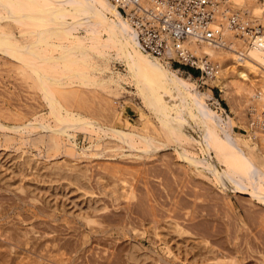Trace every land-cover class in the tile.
I'll list each match as a JSON object with an SVG mask.
<instances>
[{"label":"rangeland","instance_id":"obj_1","mask_svg":"<svg viewBox=\"0 0 264 264\" xmlns=\"http://www.w3.org/2000/svg\"><path fill=\"white\" fill-rule=\"evenodd\" d=\"M263 3L264 0H249L242 7V11H246L245 16L252 15L260 21L262 19L261 23L264 24V19L255 15L251 8L253 6L251 4L262 5ZM234 8L236 9V5ZM79 33L85 34L83 30ZM111 53L115 54L114 51ZM0 57V96H5L6 100L4 102L3 97L0 98L3 99L0 101V124L13 127L37 119L48 122L52 126L58 125V121L54 122L56 117L53 118L52 115L51 118L49 114L51 109L47 107L48 101L42 98L43 92L37 88L28 67L22 65L20 73L16 72L20 75L17 77L13 73L15 71L11 70L15 66L17 68L18 65L14 66L17 62L6 53H0ZM93 61L103 68H109L110 71L106 69L107 73L101 75L95 72L97 76L108 81L106 84L108 86L102 85V87L100 84L95 85L80 78L66 80L67 76L63 77L64 75L59 73L64 79L63 82L67 84L57 89L64 88L62 94L67 96V99L68 97L71 99L66 100L65 96L60 95L62 91L59 92L62 96V104L67 106V109H73L72 111H76L75 113H79L85 119L97 122L105 128L122 126L119 125L121 122L122 128L132 130L133 126H136L144 133L145 124L150 123L149 132L151 135L154 133L155 136H153L154 146L151 149L142 144L136 149H131L118 137H113L111 133L105 136L104 133L96 132V130L91 133L76 130L72 131L77 140L76 147L66 137H61L59 138L62 142L60 147L50 148L47 145L50 132L41 133L46 135L45 142H41L40 135L38 136L33 129H30L32 136L22 131L24 135L21 132L0 129V264H67V262L69 264H136L140 256L139 264H157L159 257L167 260L168 264H217L214 258L219 256L224 264H231L229 259L230 261L234 259L232 264H236L238 250L241 251L237 254L239 264H264V204L258 203L256 197L245 193H237L234 190L224 191L215 183L211 174L207 173L208 177H205L198 174L196 170H191L187 162L178 156L176 151L178 143L171 139L166 128L158 123L157 115L147 106V99L138 94L132 74L125 62L114 58H95ZM213 62L218 65L221 63L220 60ZM12 64L14 67L9 66ZM174 67L180 68L181 75L185 78H191L189 71H192L194 74L192 78L196 80L198 70L180 64ZM239 73L243 75L245 71L240 69ZM22 75L26 76L23 78L25 80L21 78ZM196 83L200 90L210 95L211 100L208 103L211 108L220 113L225 110V115L228 114L231 117L237 132L236 138L240 135L248 136V128L255 127L259 134L255 136L253 142L260 146L264 154V100L248 95H238L232 90H228L227 98H225L220 88L209 81L205 83L198 80ZM32 84L34 86H31ZM7 85L10 86L7 87ZM4 88L9 92H5ZM69 90L73 92V98L71 93L68 94ZM55 91L57 98L58 91ZM75 94L81 97L76 98ZM58 98L61 102L60 97ZM70 101L72 103H69ZM30 106H33V109ZM254 106L263 120L260 121L257 117L255 118V115L253 116L252 107ZM119 119L120 122H118ZM153 125L160 132L156 133L155 129L151 132ZM87 130L92 131V128ZM233 135L235 137V134ZM187 149L201 156L200 151L195 147L187 146ZM20 150L22 155L24 152L28 153L25 157L28 155L34 159L30 165H21L23 159L18 158ZM59 162L65 163V168L62 167L63 164L62 168L58 169ZM56 163L59 164L57 167H55ZM73 164L75 167L70 166ZM69 168L70 172L66 173ZM72 168L75 174L77 172L79 176H83V182L88 184L87 187L90 186L88 187L90 192L88 188L80 184L82 177L74 174V177H77L75 181L73 176H70L73 175L69 174L73 172ZM62 169H66L62 172L63 176ZM64 172L66 176L69 174L68 178H65ZM82 173L86 174L89 183ZM97 182L100 185H97ZM121 185H124V188ZM83 187L88 190L87 193ZM110 188H116V191L114 189L111 191ZM109 189L115 194L111 196ZM120 192L122 196L124 195L122 199L119 198ZM127 194H131L130 197ZM116 195L119 196V201L112 202ZM102 207L105 210H100ZM174 217L178 218L177 223L174 222L176 220L173 219ZM93 219L96 220L91 221L93 222L91 229L90 220ZM167 219L169 222L166 223ZM170 220L175 223L172 222V226L176 231L169 227ZM153 221L157 223L154 224ZM151 222L156 227L151 225ZM145 227L151 231L146 230ZM103 230L104 233L100 234ZM148 231L151 236L148 235ZM157 232H161V235ZM139 233L143 234L142 237ZM136 234L140 236L135 237ZM206 243L208 246L212 244L213 248L212 246L208 248ZM141 249H143L142 254ZM167 249H171V255H168ZM208 249H212L214 254ZM152 257L157 261H154ZM131 259L136 261L133 262Z\"/></svg>","mask_w":264,"mask_h":264},{"label":"bare ground","instance_id":"obj_2","mask_svg":"<svg viewBox=\"0 0 264 264\" xmlns=\"http://www.w3.org/2000/svg\"><path fill=\"white\" fill-rule=\"evenodd\" d=\"M248 1L249 0H228V3L221 2L219 6H217V4L214 5L213 2L212 9L215 11V13L213 15L212 20L208 22V28L209 31L214 34V41H209V42L206 41L207 43H205L203 46H197L195 45L194 42H190V40L183 42L181 41L178 43V47H176V45H173L171 43L169 45V48H170V53L175 58H176L175 49H179L180 51L183 52V54L189 51L192 54H196L197 56H199L198 67L202 68L203 73H205L201 75L202 77L201 79L205 83L209 81L213 85L218 86L220 88V91L223 94H225L224 95L225 98H227L226 96L228 94V90H232L238 95H248L263 101L264 100V24L261 23L262 21L261 17L264 19V3L262 5L251 4L253 5L251 6L253 13L257 16H260L261 19L260 21L258 18L253 17L252 15L249 14H248L249 16L244 15L246 11H242L243 9L242 7H244L245 4L248 3ZM142 4L147 6H154L151 0H143ZM235 5H236V9L234 8ZM158 7L152 8L156 16L161 15L162 12V6H160L159 8ZM233 17L236 18V21H238L239 26L250 27L254 29H252L249 33H247L246 29L244 28L240 29L239 27L236 29L231 22ZM81 30L84 31L85 33L84 35L79 33V31ZM200 33L203 34V31H200ZM141 48L142 47L140 44L138 31L132 25L130 20L120 13L118 6L115 5L111 0H0V53L1 54L6 53L11 57V59H14L18 63V64L13 63L14 66L18 65L17 68L16 66L14 67L13 64L9 65L10 67H14V69H11L7 65L11 70L15 71L13 73H15L17 77L20 76L17 74L20 73L19 71L20 68L22 69V65L28 67L27 69H29L30 71V76H33L32 78L35 80L37 88L43 92L44 96L42 95V98L44 97L43 99H46L48 101L49 105H47V107L49 106L51 109V111H49L51 118L53 115V118L56 117L55 118L56 121L54 120V122L57 123L58 121V125L54 126L53 124L52 126L48 124L46 120L45 121L47 123L35 119L36 121H29L28 123L19 124L13 127L0 124V129L17 132V133L22 131L25 134L26 133L29 134L30 129H33L36 131V134H38V136L40 135L39 139L41 140V142H45V136H46V135H42L41 133L50 132L51 133L50 135L47 134L50 136V140H48V144H47L50 148L51 147L58 148V146L62 143L61 140L59 139L61 137H66L70 143H72L74 146L75 145L77 146V142H76L77 140L74 134L72 133V131L82 130L84 132L86 131L91 133L94 132V130H96V132L104 133L105 136L106 134L111 133L113 137H118L121 140V142H123V144L127 145L131 149H136L139 145L142 144L147 145L152 149L154 146L153 142L155 141L154 139L155 136L153 135L154 133L151 135L149 132L150 123H146L144 126L145 128L143 127L144 133H142L140 129H137L136 126H133L134 129L132 130H127L125 128H122L123 124L120 122V119L118 120V122H120L119 125L122 126L105 128L103 126L98 125L97 122L95 123L92 120L90 121L85 119L84 116L80 115L79 113H75L76 111L75 112L72 111L73 109L72 110L71 109L69 110V108L67 109V106L62 104L63 103L61 99L62 96L60 95L65 96L64 94H62L64 88L58 90L57 87L58 88L61 86L63 87V85L67 84L64 83L63 82L64 79L61 78L63 75H64L63 77L67 76L65 78L66 80L69 78L71 80L72 78L73 79L80 78L92 84L95 85L100 84L101 86L103 85L104 87H106L108 86L106 85L108 81H105L101 77L97 76L95 72L101 75L103 73H107L106 72L107 68L106 67L103 68L101 65H99V63H95L94 61L92 62V60H95V58L98 59L114 58L117 61L121 60V62L122 61L125 62L127 69L132 74L133 83L138 94L142 95L147 99L148 101L147 106L151 110H153V113L157 115V118L159 120L158 123H160L162 127L166 128L167 133L172 137L171 139H174L176 143H178L179 147L177 146L176 149L178 156H180L182 159H184L187 162L186 164L190 166L191 170L193 171L196 170L198 174L205 177L207 176L206 175L207 173L211 174L214 178L215 183L224 191L234 190V192L237 193L239 192L245 193L249 196L256 197L258 203L264 204V154L263 151L260 149V146L257 145L256 142H253L255 140V136L259 134L258 131L255 129V127L252 125L254 129H252L253 127L248 128L249 129L247 131L248 136L240 135L238 138H236L237 132L232 124L231 117L228 114L225 115L226 113L225 110H223V113H220L219 111H216L213 108H211L210 103H208V101L211 100L210 95L200 90L199 87L197 86L196 82L200 79V76L197 77L196 80H194L195 78L194 79L192 78L193 74L189 72L191 78H185L181 75L182 70L180 68L176 69L170 63L171 61L164 62L162 58H155L152 55L145 54ZM111 51H114L115 54H112ZM165 58H167V54L165 55ZM212 60L213 61L220 60L221 63L218 65ZM6 63H8V61ZM19 64L21 66H19ZM240 69H243L245 71V74L242 75L241 73H239ZM107 71H110L109 68L107 69ZM59 73L62 76H60ZM55 74L56 75L59 74V75L56 76ZM24 77L23 75L21 76L22 79ZM1 83L5 85L4 82L1 81ZM10 85H7V87ZM31 86L34 85L32 84ZM7 90L5 92H9ZM55 90L58 91L57 95H59L60 94L59 92L62 91L61 94L57 96V98L60 97L61 102L58 100L59 98L58 99L56 98V95L54 93L56 92ZM69 91L67 92H69L68 94L70 95L71 90ZM72 94L73 92L71 93V98H73ZM77 94L74 95L76 98H78V96L81 97V95L76 96ZM1 97H3L4 99L5 96H0V98ZM65 97L66 100H71L69 99V97L68 99L67 96ZM3 99H0V101H2ZM5 101L6 100L4 99V102ZM69 103L72 102L70 101ZM32 107L31 109H33ZM252 109L254 110V112H252L253 116L255 115V118L257 117L261 121L262 116L258 113L257 108L254 106L252 107ZM33 115L34 114H32V116ZM151 127L153 128V129L151 128V132H152V130H154L155 128L154 125ZM88 128L90 129L92 128V131L87 130ZM155 131L156 133L160 132L157 131V129H155ZM22 132L21 134H23ZM30 134L32 136V133ZM233 134H235V137ZM167 135L164 136L167 137ZM6 136L8 135L6 134ZM6 138L9 139L10 137H6ZM158 145L160 146L161 144L159 143ZM187 146L193 148L195 147L196 149H198L202 157L188 150ZM21 151L22 150H20V154H18L19 155L18 158L23 159L21 165H25V166L26 164L30 165V162H32L34 159L28 157V155L27 157H25V155L28 153L27 152L25 153L24 151L23 152L25 154L22 152L24 155L23 156L21 154ZM83 154H85V150H83ZM51 162L53 163V161ZM57 164L58 163L55 164L56 166L55 165L53 166L57 167ZM59 164H58L59 166L57 167L58 169L62 167L65 168L66 165L65 163H63L64 166L62 167L61 165L63 164H61L60 162ZM70 166L75 167L74 164ZM67 167L69 166L67 165ZM53 171L54 170H52V172ZM56 171L58 170L56 169ZM63 171H66V169L64 170L62 169L61 173ZM68 171L70 172V168L69 170L66 171V173H68ZM72 171L73 172L69 174H73V175L70 176H73L74 180L75 179L77 180V177L76 176L74 177L75 174L74 169ZM81 172H85V171H81ZM53 173H55V171ZM57 173L60 174L59 171ZM66 173L64 174V176H66ZM82 174L84 176L86 175L85 173ZM68 176H66L65 178H68ZM77 176L82 177L83 179L81 180L80 184H83L86 187V189L90 187V186L87 187L86 185L88 184H86V182L85 183L83 182L84 178L82 175L79 176L77 174ZM86 177L87 176H85V179H87L88 182L89 180ZM99 183L97 185H100ZM121 186L123 187L124 185ZM117 187L119 188V185ZM86 189H84L83 187V190L86 191V193L88 190L90 192L89 188L88 190ZM110 189H109V193H111ZM113 189H111V191H114L116 188L114 190ZM125 189L127 190V188ZM105 191L108 192L107 189H105ZM109 193L107 195H109ZM113 193H111V196L113 195ZM129 195L131 194H127V196ZM116 196L117 197L113 196L114 199L111 197L113 199L112 202L114 200L116 202L119 201L118 200L119 196L118 195ZM123 196L121 194L119 198L122 199ZM129 201H133V200H129ZM103 207L100 210H103L107 206L104 208ZM173 219H176L174 220V222L176 221L177 223L178 218L174 217ZM94 220L96 219L90 220V222ZM84 221L86 223L85 219ZM167 222H169V220L166 221V223ZM172 222L170 220V224H171L169 226L170 228H173ZM153 223L151 225H153ZM92 224L93 222H91L90 224L91 229H92ZM148 229L146 228V230ZM92 231L91 233H93ZM149 231L151 230L149 229ZM149 231L147 232L148 235H149ZM173 231L176 230L173 228ZM94 233L96 232L94 231ZM103 233L104 230L103 232H100V234ZM105 233L107 234V232ZM136 233L138 234L137 230ZM157 233L161 235L160 234L161 232H157ZM137 234L135 235V237L137 236ZM152 234H154V232H152ZM142 235L143 234H141V237ZM139 236L140 235H138L137 237ZM204 239L202 241H204ZM202 241L200 240V242ZM207 244L208 243H206V245ZM203 246L205 247V244H203ZM210 246H212V244H210ZM210 246L207 245L208 248H211ZM140 247L141 246H139V248ZM125 249L124 251H126ZM139 250L138 252H140ZM141 250L142 251L140 253L142 254L143 249ZM170 250L171 249L166 250V252L168 251L167 252L168 255L172 254ZM208 250H212V249H208ZM124 251L123 253L127 252ZM149 252L150 254H152V251L149 250ZM212 253L214 254L213 250ZM212 253L210 251V254ZM238 253H241V251L238 250L236 252V264H239L237 261ZM148 257H146V259H149ZM140 258L138 259V261L134 259L131 260L133 262L136 261V264H139ZM159 258L158 261L155 258H153L154 261L155 260L157 261V264L167 263V260L162 258L159 259ZM210 259L211 260L215 259L216 260L215 263L217 264H224L222 263V259L220 258V256L217 258L215 257L214 259L213 258ZM84 260H86V258H84ZM229 262L233 263L234 259H232V261H230L229 259ZM67 264L69 263L67 262Z\"/></svg>","mask_w":264,"mask_h":264},{"label":"built area","instance_id":"obj_3","mask_svg":"<svg viewBox=\"0 0 264 264\" xmlns=\"http://www.w3.org/2000/svg\"><path fill=\"white\" fill-rule=\"evenodd\" d=\"M111 1L138 31L141 49L145 54L162 58L164 62L171 61L173 66L180 64L198 70L197 77L200 76L199 80L203 82L201 75L205 73L198 67L199 56L189 51L183 54L179 49H175L176 59L170 53L169 45L172 43L178 47L179 42L190 40L197 46H203L206 41H214V34L208 28V22L215 13L212 9L213 2L214 5L219 6L221 2L228 3V0H151L154 6L142 4L143 0ZM158 5L162 6V12L161 15L156 16L152 8ZM231 22L236 29L244 28L247 33L254 29L239 26L235 17ZM200 31H203V34ZM166 54L167 58H165Z\"/></svg>","mask_w":264,"mask_h":264},{"label":"trees","instance_id":"obj_4","mask_svg":"<svg viewBox=\"0 0 264 264\" xmlns=\"http://www.w3.org/2000/svg\"><path fill=\"white\" fill-rule=\"evenodd\" d=\"M190 73H192L193 74V72L192 71H189ZM194 75V74H193ZM196 75V74H195Z\"/></svg>","mask_w":264,"mask_h":264}]
</instances>
